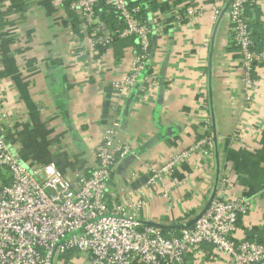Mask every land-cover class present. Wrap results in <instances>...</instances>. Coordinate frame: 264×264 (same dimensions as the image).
<instances>
[{
	"label": "crops",
	"instance_id": "0c3cea01",
	"mask_svg": "<svg viewBox=\"0 0 264 264\" xmlns=\"http://www.w3.org/2000/svg\"><path fill=\"white\" fill-rule=\"evenodd\" d=\"M231 1L145 3V18L157 29L145 73L154 84L141 78L117 99L113 83L126 77L135 39H120L99 52L63 0H0V110L11 117L7 137L16 159L27 168L53 163L69 179L87 175L114 119L115 140L131 142L133 152L112 171L110 207L143 192L138 222L175 236L220 195L224 177L221 194L250 203L236 237L264 242V69L254 74L251 87L244 85L228 34ZM213 7L219 9L215 22ZM248 15L262 51L264 0H256ZM209 135L211 155L192 150ZM183 152L187 157L162 182L146 187L150 168ZM77 256L65 264H82ZM216 259L203 244L184 264H221Z\"/></svg>",
	"mask_w": 264,
	"mask_h": 264
},
{
	"label": "built area",
	"instance_id": "2783aa9c",
	"mask_svg": "<svg viewBox=\"0 0 264 264\" xmlns=\"http://www.w3.org/2000/svg\"><path fill=\"white\" fill-rule=\"evenodd\" d=\"M149 1L72 0L68 5V11L78 17L79 31L91 35L96 51L112 47L116 40L135 39L130 69L125 78L113 83L117 99L141 78L154 84L145 73L150 37L157 29L140 15ZM255 3L232 0L227 12L230 46L237 51L247 87L253 85L254 74L264 69V49L255 50L253 22L248 15ZM100 4L107 7L106 12L112 11L121 28L111 30L100 18ZM212 11V20L218 21L219 9L213 7ZM188 12L190 15L192 10ZM10 127L11 117L0 110V264H65L72 254L78 255L82 264H184L188 256L199 254L203 244L212 247L221 264H255L264 259V243L235 235L238 220L248 213L250 203L221 194L227 184L224 177L220 179V195L192 226L180 229L175 236L138 222L146 204L143 192L137 200L130 198L110 207L106 195L112 171L133 152L131 142L115 140L114 119L95 150L90 171L72 179L63 176L53 163L31 168L22 165L8 141ZM236 138L234 134L232 139ZM212 145L209 135L192 150L211 155ZM186 157L187 152H183L160 168H150L146 187L162 182Z\"/></svg>",
	"mask_w": 264,
	"mask_h": 264
},
{
	"label": "trees",
	"instance_id": "16d2710c",
	"mask_svg": "<svg viewBox=\"0 0 264 264\" xmlns=\"http://www.w3.org/2000/svg\"><path fill=\"white\" fill-rule=\"evenodd\" d=\"M72 0H63V2H62V4H63V6L67 9V11H68V5H69V3L71 2ZM136 5L137 4V2H134L133 3V5ZM99 10H100V12H101V14H102V16H100V18L101 19H103L106 23H110V24H112V23H119L116 19H115V15L112 13V11L111 12H106L107 11V7H105L103 4H100V7H99ZM70 14H71V16H72V19H73V21H76V22H78L79 23V20H78V17L74 14V13H72V12H70V11H68ZM140 15L142 16V18H144L145 19V9L143 8L142 10H141V12H140ZM120 24V23H119ZM121 26V25H120ZM253 29V28H252ZM252 37H253V39H254V35H253V30H252ZM132 38V37H131ZM117 41H119V40H116L115 42H117ZM115 42H114V44L113 45H115ZM254 43H255V50L256 51H259L258 49H257V42L255 41V39H254ZM104 49L103 48H100L99 49V52H101V51H103ZM258 243H264V242H260V241H257Z\"/></svg>",
	"mask_w": 264,
	"mask_h": 264
},
{
	"label": "water",
	"instance_id": "95a60500",
	"mask_svg": "<svg viewBox=\"0 0 264 264\" xmlns=\"http://www.w3.org/2000/svg\"><path fill=\"white\" fill-rule=\"evenodd\" d=\"M150 226H154V225H150ZM263 262H264V259L261 260V261H259V262H257V263H255V264H261V263H263Z\"/></svg>",
	"mask_w": 264,
	"mask_h": 264
}]
</instances>
